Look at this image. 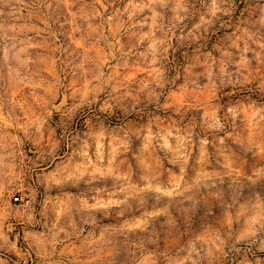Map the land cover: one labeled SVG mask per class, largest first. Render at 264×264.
Segmentation results:
<instances>
[{
  "label": "rangeland",
  "instance_id": "rangeland-1",
  "mask_svg": "<svg viewBox=\"0 0 264 264\" xmlns=\"http://www.w3.org/2000/svg\"><path fill=\"white\" fill-rule=\"evenodd\" d=\"M0 264H264V0H0Z\"/></svg>",
  "mask_w": 264,
  "mask_h": 264
},
{
  "label": "built area",
  "instance_id": "built-area-1",
  "mask_svg": "<svg viewBox=\"0 0 264 264\" xmlns=\"http://www.w3.org/2000/svg\"><path fill=\"white\" fill-rule=\"evenodd\" d=\"M15 200H18V198H15Z\"/></svg>",
  "mask_w": 264,
  "mask_h": 264
}]
</instances>
